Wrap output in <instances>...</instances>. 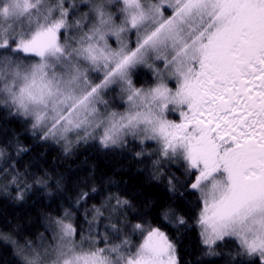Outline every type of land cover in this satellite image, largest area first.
Returning <instances> with one entry per match:
<instances>
[{"label": "snow or ice", "instance_id": "1", "mask_svg": "<svg viewBox=\"0 0 264 264\" xmlns=\"http://www.w3.org/2000/svg\"><path fill=\"white\" fill-rule=\"evenodd\" d=\"M0 121V194L47 202L35 239L0 230L17 264H180L193 229L196 264H264V0H0ZM53 145L169 202L45 170Z\"/></svg>", "mask_w": 264, "mask_h": 264}, {"label": "trees", "instance_id": "2", "mask_svg": "<svg viewBox=\"0 0 264 264\" xmlns=\"http://www.w3.org/2000/svg\"><path fill=\"white\" fill-rule=\"evenodd\" d=\"M0 123L3 122L0 121ZM4 126L20 129V125L16 121L5 123ZM22 139L26 144L31 143L26 136L22 137ZM153 147L155 146L153 145ZM38 151L39 149H34L33 155ZM75 151L77 155L70 156L66 160L59 146L53 145L51 148H46L41 167L45 170L55 168L57 171L62 172H68L71 169L80 176H84L92 169H95L97 177H103L105 181L111 178L118 182L121 188L126 185L129 190V196L137 192H144L161 204L166 205L169 202L168 194L164 190L163 184H157L154 181L146 182L148 173H137L135 167L129 170V165L132 164L130 158L112 153L105 154V151L98 148L85 150L80 147ZM28 159V157H25L24 162L27 163ZM2 164L3 160H0V165ZM97 186L99 187V185ZM113 191H116V189L114 188ZM93 203H96V201H93ZM46 207V201L35 204L29 202L23 206H17L0 194V230L5 233L14 232L15 225L20 224L25 229L24 236L28 239H35L37 232H44V228L40 223V213L45 211ZM54 208L55 206L53 205ZM6 225H12V227H6ZM165 230L170 232L169 229ZM13 239L23 243V239L18 235H13ZM198 253L199 237L196 230L193 229L183 239L179 247L178 257L180 264H196ZM0 264H16L12 246L2 240H0Z\"/></svg>", "mask_w": 264, "mask_h": 264}, {"label": "rangeland", "instance_id": "3", "mask_svg": "<svg viewBox=\"0 0 264 264\" xmlns=\"http://www.w3.org/2000/svg\"><path fill=\"white\" fill-rule=\"evenodd\" d=\"M123 109H121V111H122ZM172 119H176L177 117L176 116H173V117H171Z\"/></svg>", "mask_w": 264, "mask_h": 264}, {"label": "bare ground", "instance_id": "4", "mask_svg": "<svg viewBox=\"0 0 264 264\" xmlns=\"http://www.w3.org/2000/svg\"><path fill=\"white\" fill-rule=\"evenodd\" d=\"M16 264H17V261H16Z\"/></svg>", "mask_w": 264, "mask_h": 264}]
</instances>
